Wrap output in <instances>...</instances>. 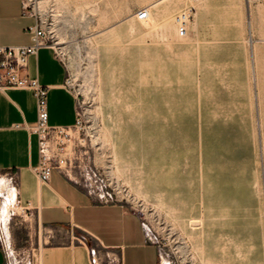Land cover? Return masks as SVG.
Segmentation results:
<instances>
[{
	"label": "rangeland",
	"instance_id": "1",
	"mask_svg": "<svg viewBox=\"0 0 264 264\" xmlns=\"http://www.w3.org/2000/svg\"><path fill=\"white\" fill-rule=\"evenodd\" d=\"M166 1H35L82 122L58 136L61 174L93 202L138 214L160 264H201L189 216L203 218L204 253L219 264H264V0H181L168 20L190 13L182 41L145 12ZM17 183L0 172L7 264L80 243L42 225Z\"/></svg>",
	"mask_w": 264,
	"mask_h": 264
},
{
	"label": "crops",
	"instance_id": "2",
	"mask_svg": "<svg viewBox=\"0 0 264 264\" xmlns=\"http://www.w3.org/2000/svg\"><path fill=\"white\" fill-rule=\"evenodd\" d=\"M34 18L24 15L22 0H0V45H27L26 29ZM28 74L47 86L48 125L71 127L76 119V100L64 87L65 66L52 48H42L29 58ZM36 121L29 91L0 90V172L18 181L19 195L34 205L42 225L85 234L92 239L105 264H160L158 247L145 231L138 214L120 203H95L59 171L47 183L34 173L38 163V136L26 129ZM70 242L43 249L39 264H90L86 246ZM0 264L5 255L0 248ZM104 264V263H103Z\"/></svg>",
	"mask_w": 264,
	"mask_h": 264
},
{
	"label": "built area",
	"instance_id": "3",
	"mask_svg": "<svg viewBox=\"0 0 264 264\" xmlns=\"http://www.w3.org/2000/svg\"><path fill=\"white\" fill-rule=\"evenodd\" d=\"M36 0H22V11L24 15L34 18V24L26 29L30 36V43L27 45H0V90H25L29 91L35 102L36 121L33 124H26V129L38 136V163L34 173L40 183H47L53 171L63 173L67 165V154L64 142L60 135L65 134L74 128H80L81 118L79 103L76 100V119L71 127H51L48 125L47 96L49 88L42 85L36 77L28 74L29 58L36 55L42 48H52L57 59L63 64L62 59L55 49L50 30L51 23L43 18L35 9ZM191 12V10H190ZM190 20V13H182L176 17V23L183 29ZM64 87L70 91L68 80ZM27 205H31L27 202ZM80 243L87 248L90 264H98L99 250L93 244L92 239L81 234L78 237ZM5 255V254H4ZM5 264L7 260L5 258Z\"/></svg>",
	"mask_w": 264,
	"mask_h": 264
},
{
	"label": "bare ground",
	"instance_id": "4",
	"mask_svg": "<svg viewBox=\"0 0 264 264\" xmlns=\"http://www.w3.org/2000/svg\"><path fill=\"white\" fill-rule=\"evenodd\" d=\"M189 1V0H188ZM192 1V0H191ZM183 3L182 7H187L189 4L187 1H181V0H168L161 5L157 6L154 9L153 13H150L149 9L146 8L145 12L148 17H152L156 22L160 24V26L164 29L166 34H172L177 40H185L187 36V31L186 27L183 29L179 24L176 23V17L174 18V22L177 24V26L173 25L171 21L168 20L169 16L172 14L173 11L175 10H182L180 9L179 4ZM196 8V5L190 4V10ZM203 8V7H202ZM186 13V12H181ZM153 15V16H152ZM196 15V12H195ZM229 13L226 14V17L222 18V20L227 21ZM196 21L194 20V23ZM188 24V23H187ZM181 28H179V27ZM249 36L250 38L252 37V30H251V25L249 27ZM248 39V42H251V39ZM198 43V42H197ZM185 224L186 227L190 229V237L194 241L196 238L199 239V244H196L195 242L193 243V247L195 251L197 252L199 256V260L201 261V264H219V261L212 257V256H207L204 253V245H203V240H204V224H203V218L202 217H186L185 219ZM199 226L198 232L194 231V227ZM263 254V253H262ZM168 264V263H165Z\"/></svg>",
	"mask_w": 264,
	"mask_h": 264
}]
</instances>
